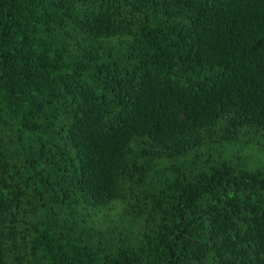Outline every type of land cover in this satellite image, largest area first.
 Wrapping results in <instances>:
<instances>
[{
	"label": "trees",
	"instance_id": "1",
	"mask_svg": "<svg viewBox=\"0 0 264 264\" xmlns=\"http://www.w3.org/2000/svg\"><path fill=\"white\" fill-rule=\"evenodd\" d=\"M260 138L264 0H0V264H264Z\"/></svg>",
	"mask_w": 264,
	"mask_h": 264
},
{
	"label": "rangeland",
	"instance_id": "2",
	"mask_svg": "<svg viewBox=\"0 0 264 264\" xmlns=\"http://www.w3.org/2000/svg\"><path fill=\"white\" fill-rule=\"evenodd\" d=\"M264 139L260 138V143L252 145L235 144L229 147V153L234 152L235 156L240 154L251 168H264ZM262 144V145H261Z\"/></svg>",
	"mask_w": 264,
	"mask_h": 264
}]
</instances>
